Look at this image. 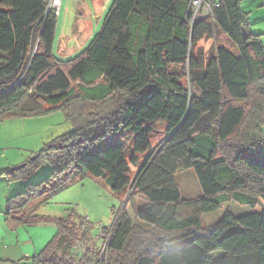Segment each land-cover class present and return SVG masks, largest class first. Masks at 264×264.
<instances>
[{
  "label": "trees",
  "instance_id": "1",
  "mask_svg": "<svg viewBox=\"0 0 264 264\" xmlns=\"http://www.w3.org/2000/svg\"><path fill=\"white\" fill-rule=\"evenodd\" d=\"M49 1L0 0V124L62 111L72 127L23 168L0 170L17 183L50 168L3 211L10 231L56 227L31 264H264V46L242 0L199 13L192 0H113L66 60L53 54L60 15ZM219 35L236 53L217 45L205 56L198 43ZM187 171L196 199L181 198L176 177ZM87 177L128 198L100 229L103 250L74 211L38 213Z\"/></svg>",
  "mask_w": 264,
  "mask_h": 264
},
{
  "label": "rangeland",
  "instance_id": "2",
  "mask_svg": "<svg viewBox=\"0 0 264 264\" xmlns=\"http://www.w3.org/2000/svg\"><path fill=\"white\" fill-rule=\"evenodd\" d=\"M112 1L113 0H103L102 4L104 5V9L101 12L97 9V4L99 8L101 0H64L61 16L58 19L56 27V37L53 46L54 56L61 60L71 59L84 49L93 36L98 33L103 21L105 10L108 9ZM65 8L67 9L66 14L64 13ZM262 9L264 8L262 7L256 10L259 12L258 14L251 13L249 15L250 18L255 19L260 17L262 14H259ZM258 29L263 32L261 41L264 46V21L252 26L254 32ZM61 34H63L64 38L60 39L59 36ZM217 45H223L233 53H236L235 48L230 44L228 39L222 35H219L216 40H202L198 43V47L203 50L205 56L210 54V52L213 51V48ZM6 123L11 124L9 122ZM11 125L12 129L9 132L10 134H16V144L18 145L16 147L20 149H14L15 152H18L17 156L14 158L20 157L22 161L14 168L23 166V162L28 158H31L33 153L39 152L47 143L56 138L65 136L72 129L70 122L67 121L62 111H55L48 115L31 119L13 120ZM11 139L14 140L12 136ZM136 170L137 168H131V173L136 172ZM49 173V166L43 165L27 182H21L24 186L21 190L15 192V195L21 193L27 184H38L44 180ZM176 180L182 199H196L202 195L201 188L192 171L180 173L177 175ZM0 182H2L0 183L1 196L4 194L2 184L6 183H4L5 181L3 177H0ZM120 201H125L126 204L128 198L111 193L106 187H104L100 180L94 179L93 177H87L80 181H76L67 190L54 196L48 201L47 205L41 206L38 213L41 216L51 218H65L68 214H72L71 211H74L75 215L73 217L75 220L72 221L77 222L80 220L76 215L88 219L91 224L90 235L95 239L94 242L97 243L98 248L103 250L104 244L102 245V243H100V235L98 238L97 236L101 227H107L112 222V211L120 208ZM138 203L140 202H137L134 205H127V211L131 218L134 217V208L138 206ZM1 208L2 211H4L5 202ZM228 209L235 214L237 213V209L243 212L245 211L244 208L235 207V204L229 205ZM222 215V210L204 215L201 220L202 225L204 227L212 225L218 221ZM21 233L20 240H18L20 242L26 240L29 234L34 236L36 243L40 245V248L37 251L38 253L52 239L56 233V227L53 224L32 226L21 228ZM28 243H30L29 240ZM90 244L93 243L90 242ZM22 246L23 245H19L18 248H21ZM18 251L21 252V250L17 249L14 252ZM11 252H13V250H11ZM33 255L34 253H31L28 255V258ZM14 264H31V262L30 260L20 258L19 260H16Z\"/></svg>",
  "mask_w": 264,
  "mask_h": 264
},
{
  "label": "crops",
  "instance_id": "3",
  "mask_svg": "<svg viewBox=\"0 0 264 264\" xmlns=\"http://www.w3.org/2000/svg\"><path fill=\"white\" fill-rule=\"evenodd\" d=\"M102 1L103 0H101V3L99 4V8L97 4V9H99V11L101 12L104 9V5L102 4ZM63 2L64 0H62L61 11L59 14L60 16H61V12L63 9ZM262 7L264 8V0H242L241 8L245 13L248 14L249 21L251 24V27H250L251 30H252L253 25L264 21V9L260 10L259 15L262 14L260 17L251 19L249 15L251 13L258 14L259 12H257L256 10ZM64 13L65 14L67 13L66 8L64 10ZM258 30L255 31V33L263 35V32L261 30L259 31ZM252 31L254 32V30ZM59 38L60 39L64 38L63 34H61ZM8 122L12 124V121L11 122L8 121ZM11 124H7L6 122L0 124V170L14 168L15 166L19 165L20 162H22L20 157L14 158L15 156H17V153H18V152H15L14 149H18L16 147L18 145L16 144V141H17L16 134L15 133L10 134L9 132L12 129ZM11 136L13 137L14 140L11 139ZM8 153H13V154H8ZM2 177L5 181L4 183L6 184H2L4 194L0 196V264H14V262H16V260H19L20 258L25 259V260H30L31 257L28 258V255H30L31 253H34V255L37 254V251L39 250L40 245L36 243V239L31 234L28 235L26 240L21 241V242L18 241L20 240L19 238L21 237V234H22L21 228H18L14 231H10L4 224V216H3V211L1 207L3 206L4 202L6 203V200L9 197L13 196L15 192H18L19 190H21V188L24 185L21 182L8 183L7 179L4 176ZM28 240L30 241V243H28ZM19 245H23V246L21 248H18ZM16 249L21 250V252L20 251L14 252ZM11 250H13V252H11Z\"/></svg>",
  "mask_w": 264,
  "mask_h": 264
},
{
  "label": "built area",
  "instance_id": "4",
  "mask_svg": "<svg viewBox=\"0 0 264 264\" xmlns=\"http://www.w3.org/2000/svg\"><path fill=\"white\" fill-rule=\"evenodd\" d=\"M216 2L217 0H192V5L195 7V11L198 13L200 10L209 12L210 6ZM61 4L62 0H50L47 6V11L53 13L57 17L61 11ZM198 16L195 13L194 19L198 18Z\"/></svg>",
  "mask_w": 264,
  "mask_h": 264
},
{
  "label": "water",
  "instance_id": "5",
  "mask_svg": "<svg viewBox=\"0 0 264 264\" xmlns=\"http://www.w3.org/2000/svg\"><path fill=\"white\" fill-rule=\"evenodd\" d=\"M23 166H20V167H17V168H13L12 169V171H16V170H18V169H20V168H22Z\"/></svg>",
  "mask_w": 264,
  "mask_h": 264
}]
</instances>
